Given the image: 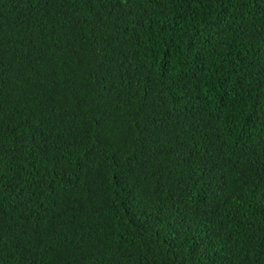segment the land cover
<instances>
[{
  "label": "trees",
  "instance_id": "1",
  "mask_svg": "<svg viewBox=\"0 0 264 264\" xmlns=\"http://www.w3.org/2000/svg\"><path fill=\"white\" fill-rule=\"evenodd\" d=\"M0 264H264V0H0Z\"/></svg>",
  "mask_w": 264,
  "mask_h": 264
}]
</instances>
